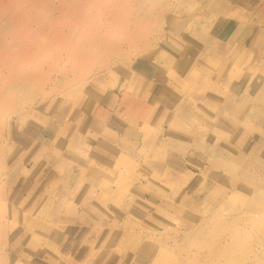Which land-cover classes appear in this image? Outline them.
Instances as JSON below:
<instances>
[{
  "label": "rangeland",
  "instance_id": "obj_1",
  "mask_svg": "<svg viewBox=\"0 0 264 264\" xmlns=\"http://www.w3.org/2000/svg\"><path fill=\"white\" fill-rule=\"evenodd\" d=\"M35 1L0 3V46L44 89L0 112V264H210L221 243L264 264V0H121L119 23L114 0L50 19L65 0ZM49 26L75 32L54 44L71 55L28 49ZM230 26L244 61L222 50ZM98 36L105 51L81 47Z\"/></svg>",
  "mask_w": 264,
  "mask_h": 264
},
{
  "label": "bare ground",
  "instance_id": "obj_2",
  "mask_svg": "<svg viewBox=\"0 0 264 264\" xmlns=\"http://www.w3.org/2000/svg\"><path fill=\"white\" fill-rule=\"evenodd\" d=\"M66 1H68V0H65L58 7H56V5L53 2L52 3L50 1L45 2L43 7L41 8V12H42L41 15L42 16L44 15L45 19H50L53 16V14H54V9H59L60 12L67 14L69 9L65 7L66 6ZM69 1L72 2L73 4L76 2V1L73 2V0H69ZM218 1H221V0H218ZM0 3H2V0H0ZM215 3H216V0H215ZM1 5L2 4H0V7H1ZM87 5H88V2L87 1H83L82 5H81V8H79V10H78V16H77V19L75 21V24L77 26H78L79 23L82 26H87V22L85 23L83 18H81V17L85 18V15H86L85 6H87ZM211 5L212 6H211L210 10H212V9H214L215 11H217V10H226L225 7H223L222 5H219V7H216V4H214V3H212ZM50 6H53V8L50 9ZM37 8H38V4L36 3L35 0H15V2L11 5V7H9V10L10 11L12 10V11H17V12H22V14H26V13L34 12V10H36ZM109 11L110 12L111 11L114 12L113 15L118 18L117 19V23H119L120 20L122 21V19L120 18L121 12H122V2H121V0H114L113 5L111 7H109L106 12H109ZM144 15L146 16V14H144ZM144 15H143V17H144ZM86 18H88V17H86ZM7 20H8L9 27H16L17 26L16 23L14 24L12 19H10V20L7 19ZM91 20H92V18H91ZM41 21H44V20H41ZM11 22H13V23H11ZM110 24H112V22ZM110 24H109V26H112ZM91 26H90V28H91ZM241 28L242 27H240V26L239 27L238 26H235V27H231L230 26V28H227L225 31H223L222 37L224 39V42L222 44H224V45H222L221 47H222L223 52H225L228 55H230V57H233L235 60L237 59V60L244 61V57L243 56L245 54H243V52H242V50H244L243 47H242V42L245 40V38L241 34L242 33ZM47 30L48 31L47 32L45 31V34H44V41H40L39 37L38 38L33 37L32 39L29 40V42L27 44V46L29 47L28 49L35 50V49L32 48V46L37 44V43H39V46H38L37 49H44V50L52 49L53 51H56L55 54H54L55 59L59 58L58 53H57V50H59V49L60 50L67 49L69 51L70 55H71L72 54V49L69 50V48L67 46H63V44H61V43H58L57 47L54 46V44L57 41L61 40V39L63 40L65 38H70V37L74 38L73 35H75V32L71 31L70 34L66 33L63 36V35L57 34L58 32H61V31H57L56 32V27H54V26H49V28H47ZM87 31H89V30H87ZM217 33H219L221 35V31L220 30L216 31L214 33V35L216 36ZM207 36H210V35H207ZM238 36L240 38L236 39ZM82 42L83 43L81 44V47H83V48H84V45L92 47V49H94L95 47L101 46V49H100L101 51L100 52H103V51H105L108 48L109 39L98 36L92 43L90 41H87V40L86 41L82 40ZM1 43H5V41L3 39H0V44ZM14 44H15V42L14 43H8V44H6V45H4L2 47L0 46V112H4V110H9V109H13L14 111H19V109L22 107L20 98L29 100V98H31L35 93L41 94L40 92H42L44 90L43 88H41L42 87L41 86L42 83H37V88L39 90H36L34 88V84L32 82H30V81H33V77H31L32 74H29L28 72H25V71H21L19 73L15 72V55H13L11 57V53H14V49H15ZM110 44H111V42H110ZM60 50H59V53H60ZM110 52H112V51H110ZM204 53H205V49H203L202 53L200 55H198L197 57H200ZM25 55H26V53L23 55L22 60H25L24 59ZM161 55H163V54H161ZM230 61H232V60H230ZM241 64H243V63H241ZM261 69H262V67H261ZM253 70H254V68H253ZM255 70L256 71L254 73H255L256 77L254 75V78H252L250 80L251 85H252L251 88L253 89L254 92L263 87V85L261 86L262 83L264 84V82H261V84H260V82H259L260 78H258L259 74L263 75V77H264V71L263 72H261V70L258 71L257 68ZM49 77H48V79H49ZM40 79L44 80L43 77L40 78ZM48 79H47V81H48ZM206 83L208 85L211 84L210 82H207V81H206ZM60 87H61V85H60ZM77 90H80V87ZM67 92L68 93H73V92H76V90L69 89ZM52 93H53V91H52ZM43 94L44 93H42L41 97L42 96L45 97ZM206 97H208V96H206ZM35 99H37V98H35ZM43 99H45V98H43ZM124 100H125V98H124ZM218 104L221 105L220 103L216 102V104H214V107L218 106ZM228 106H230V102L226 101L224 103V107L223 108L221 107L222 109L218 108V114L219 115L227 114V113H225V111H226V108ZM229 141H230V139H229ZM229 145H231V144H229ZM233 146L231 145V147H233ZM226 147L228 149V146H226ZM190 176H192V175H190ZM195 176H197V175H195ZM195 176L194 177H190L189 180L190 179H192V180L196 179ZM191 182H193V181H191ZM210 217H211V219H214V216H210ZM217 219L218 218H216V220ZM207 221L210 222V220H207ZM223 221H224V223H227L226 220L223 219ZM175 240H176V238H175ZM236 244L237 243H234V244L221 243L220 245L219 244L215 245V246H219L218 248H219L220 252L222 253L221 254L222 256L219 255V254H215V255H213L211 257V259H209L208 262H210V264H228L231 260H236L237 258L241 257V255H240L241 254V250L236 248V247H234ZM186 258H185V260H186ZM191 263H192L191 260L188 261V264H191Z\"/></svg>",
  "mask_w": 264,
  "mask_h": 264
},
{
  "label": "crops",
  "instance_id": "obj_3",
  "mask_svg": "<svg viewBox=\"0 0 264 264\" xmlns=\"http://www.w3.org/2000/svg\"><path fill=\"white\" fill-rule=\"evenodd\" d=\"M146 103H144V105H145ZM119 110V109H118ZM114 111V110H113ZM120 111V110H119ZM110 112V111H109ZM115 112V111H114ZM111 113V112H110ZM99 118H101V117H99Z\"/></svg>",
  "mask_w": 264,
  "mask_h": 264
}]
</instances>
